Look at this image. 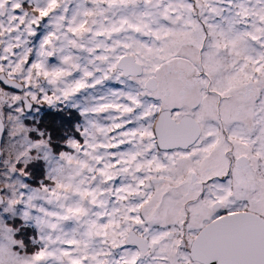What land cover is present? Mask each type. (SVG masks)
<instances>
[{
  "label": "snow or ice",
  "instance_id": "snow-or-ice-1",
  "mask_svg": "<svg viewBox=\"0 0 264 264\" xmlns=\"http://www.w3.org/2000/svg\"><path fill=\"white\" fill-rule=\"evenodd\" d=\"M0 264H264V0H0Z\"/></svg>",
  "mask_w": 264,
  "mask_h": 264
}]
</instances>
